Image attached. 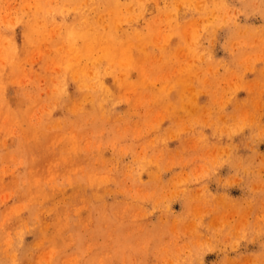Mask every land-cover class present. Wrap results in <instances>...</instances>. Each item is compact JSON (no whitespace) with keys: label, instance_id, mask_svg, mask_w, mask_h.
Returning <instances> with one entry per match:
<instances>
[{"label":"rangeland","instance_id":"rangeland-1","mask_svg":"<svg viewBox=\"0 0 264 264\" xmlns=\"http://www.w3.org/2000/svg\"><path fill=\"white\" fill-rule=\"evenodd\" d=\"M0 264H264V0H0Z\"/></svg>","mask_w":264,"mask_h":264},{"label":"bare ground","instance_id":"bare-ground-1","mask_svg":"<svg viewBox=\"0 0 264 264\" xmlns=\"http://www.w3.org/2000/svg\"><path fill=\"white\" fill-rule=\"evenodd\" d=\"M177 96V95H176ZM176 100V99H175Z\"/></svg>","mask_w":264,"mask_h":264}]
</instances>
